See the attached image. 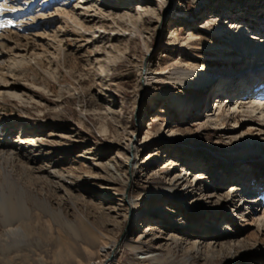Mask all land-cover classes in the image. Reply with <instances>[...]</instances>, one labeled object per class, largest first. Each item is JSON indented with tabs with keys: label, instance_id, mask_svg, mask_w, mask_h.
I'll list each match as a JSON object with an SVG mask.
<instances>
[{
	"label": "rangeland",
	"instance_id": "obj_1",
	"mask_svg": "<svg viewBox=\"0 0 264 264\" xmlns=\"http://www.w3.org/2000/svg\"><path fill=\"white\" fill-rule=\"evenodd\" d=\"M18 6L40 23L0 49V264H264L262 209L231 201L264 204V68L246 72L264 67V0ZM22 199L31 218L5 225Z\"/></svg>",
	"mask_w": 264,
	"mask_h": 264
},
{
	"label": "bare ground",
	"instance_id": "obj_2",
	"mask_svg": "<svg viewBox=\"0 0 264 264\" xmlns=\"http://www.w3.org/2000/svg\"><path fill=\"white\" fill-rule=\"evenodd\" d=\"M19 1L20 0H0V37H4V39H6V41L5 40H0V49H3V50H1L2 52L5 51V49H7L8 45H9L8 43L10 42V37L13 34L14 35L17 34L18 37L27 36L28 34L26 32L32 30L34 27H37L38 24L40 23V22L36 21V19H38V18L35 19L36 16H28V15H30V13L28 14V13L21 12L20 6H18ZM205 1L206 0H202V3H204ZM15 2H16V4H15ZM94 5L95 4H93L91 7H94ZM8 11H11L13 13L8 14L7 13ZM8 15H10V16H8ZM84 18H86V17H84ZM50 24H52V21H51ZM50 24H48V25L50 26ZM222 26H223V24L220 23V22L218 24H216L215 28H214L215 32L216 33L217 32L218 33L221 32L220 34H222L224 32V30L222 29ZM54 32L56 34V30ZM228 33H232V30L228 31L226 34H228ZM223 36H225V33L223 34ZM256 40H261V38L258 37ZM246 41L244 43H246ZM228 49H230L229 45L218 42V43H213V47L208 52H209V54L227 56V55H229L227 53ZM263 56L264 55L260 54V55L256 56L254 59H252L250 61H253L254 65H260L259 63L260 62H264V61L263 60L262 61H257V59L258 58H262ZM236 58L241 59L243 57L240 54H237ZM262 68H264V67H262ZM257 69L258 68H256V67H254V68L251 67V69H248L246 72L247 73H256L258 71ZM147 70H149V69H147ZM170 75H172V76L174 75L175 76V82H178V81L181 82L182 81L181 79L184 78V82L194 84L196 87H200L202 85V82H203V76H200V75L191 76L190 73L183 72V71H180V70L179 71L175 70ZM151 79H152L151 75L148 72L147 73V81H146L147 82L146 83L147 84V89L149 88V85L151 84ZM204 81H205V79H204ZM208 86H210V84H208ZM241 92H243V91L241 90ZM251 93H252V91L249 88H247V89L244 88V94H243L244 96L251 95ZM187 100L188 99L185 98L183 103L186 104ZM235 100H236V103H238V99L235 98ZM241 105L243 107H245V101L244 100L241 101ZM246 112H245L246 116H250L249 113H248L249 111H246ZM238 116H239V114L237 116H235V117H238ZM134 150H135V157H136V154H137L138 150H137V148H135ZM11 155H13V154H11ZM241 156L243 157L244 155H241ZM7 158H8L7 157V153L0 150V173H1L2 170H4L3 161L5 162ZM9 158L11 159V157H9ZM240 161H244V160L242 159ZM134 168H135V165L133 167V170H134ZM234 171H236V170H234ZM234 171L232 173H234ZM7 175L9 177H11V173L10 172H8ZM196 176L197 175H196V172H195V173H193L192 182L188 181V180L185 181L187 184L190 183V188L193 185L194 186L195 185H199L200 186L202 184V182H203L202 180L198 181L196 184H193V182L196 181V179H198ZM183 179L184 178L182 176H180L179 178H177V181L175 183L169 182V183H167L165 185H162L160 188L152 190L151 192L160 191L162 193H168L170 195L176 196L177 193H178V185L177 184L181 183L183 181ZM245 185L246 184H244V186ZM257 189H259V190L257 192H255V193L260 194V192L261 193L264 192V188H257ZM105 195L106 196H110L111 193L105 192ZM35 198H36L37 202L45 201V200L41 201L40 198L38 196H36V195H35ZM235 199H237L239 202L240 201H244L243 203L247 207V209H249V208L251 209V208H253L255 206L260 207L262 209L261 212H262L263 219H260V222H258L260 224H258V223L256 224V227H257L258 231L261 233L263 231V229H264V204L261 203L258 200V198H255V196H246V195L243 196V195L239 194V189H237L236 193L231 198V201L234 202ZM130 200L133 201V199H130ZM46 201L44 202L45 205H47ZM20 202H21L20 203V207H17L13 201H8L6 203V206H4V208L2 209L3 210V216H1V220H2V222L5 225L7 223H9L10 220H13L14 218H18L20 220H22V219H24V220L27 219L28 220V219L31 218V211L32 210H31L30 206L28 205L27 201L25 199H22ZM139 212H140V210L137 209L136 213H139ZM59 214H60V216H62L63 212L60 211ZM134 218L137 219L138 218V214H134ZM69 226H70V229L73 230V233L75 234L76 238L79 239L80 232H79L78 228L73 223L69 224ZM127 242H129L128 237H127L126 243ZM113 246L114 245L104 246L103 247V251L107 252V250H111L113 248ZM129 246L131 247L132 250H135V249L140 247V245L136 244V243H131ZM115 250L113 251L114 254H115ZM190 259H191V257H186L183 264H189ZM40 263L41 264H45L46 262L45 263L44 262H40Z\"/></svg>",
	"mask_w": 264,
	"mask_h": 264
},
{
	"label": "water",
	"instance_id": "obj_3",
	"mask_svg": "<svg viewBox=\"0 0 264 264\" xmlns=\"http://www.w3.org/2000/svg\"><path fill=\"white\" fill-rule=\"evenodd\" d=\"M106 264V263H105Z\"/></svg>",
	"mask_w": 264,
	"mask_h": 264
}]
</instances>
